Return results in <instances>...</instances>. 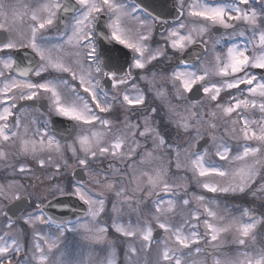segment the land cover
I'll return each mask as SVG.
<instances>
[{
  "label": "snow or ice",
  "instance_id": "obj_1",
  "mask_svg": "<svg viewBox=\"0 0 264 264\" xmlns=\"http://www.w3.org/2000/svg\"><path fill=\"white\" fill-rule=\"evenodd\" d=\"M255 3L178 0V19L163 29L161 45L154 41L155 25L168 22L149 12L143 0H40L18 7L0 0V31L6 33L0 39V164L23 176L31 157L62 176L74 159L93 173L86 182L69 179L48 193L57 203V197L80 201L75 219L50 215L52 200L30 185L15 178L0 183V264H264V246L257 244L258 231L264 233V203L259 210L240 207L239 215H222L217 202L170 178L174 162L207 193L264 197V0L259 11ZM69 12L71 24H61ZM21 24L28 28L26 42L19 38ZM240 25L244 29L237 31ZM212 28L229 35L209 45ZM101 39L111 44L103 58ZM225 39L233 43L222 44ZM19 48L31 50L28 66L15 55ZM150 98L164 103L151 106ZM41 99L50 113L79 129L72 144L62 145L47 119L21 134L25 104ZM160 111L165 115L157 123ZM257 111L260 119H253ZM129 115L143 118L130 123ZM220 125L227 138L212 135ZM180 130L195 132L197 142H211L217 159H209L207 148L193 150L192 139L178 145L173 133ZM164 153L174 161L153 167ZM230 160L242 166L220 163ZM213 178L230 182L225 186ZM25 202L30 211L9 214L12 205ZM68 233L87 242V258L68 259ZM110 233L115 240L108 239ZM225 236L236 249L231 255L218 251Z\"/></svg>",
  "mask_w": 264,
  "mask_h": 264
},
{
  "label": "rangeland",
  "instance_id": "obj_2",
  "mask_svg": "<svg viewBox=\"0 0 264 264\" xmlns=\"http://www.w3.org/2000/svg\"><path fill=\"white\" fill-rule=\"evenodd\" d=\"M7 2L15 7H18L20 5H29V4H36V3H39L40 0H7ZM191 2V0L189 1ZM21 11H23L22 8H20ZM188 23V22H187ZM19 27V38L20 39H24L25 42H26V38H27V32H28V28L26 25L24 24H21L18 26ZM132 27L134 28L135 26L132 25ZM241 31V30H240ZM229 35V30H225L224 29V33H223V36L224 37H228ZM206 39L208 40L209 44L211 45L212 42L214 41V38H213V35H211V29L209 30V34L208 36L206 37ZM205 59L207 60H210L211 57H205ZM28 115L25 114L24 117H27ZM251 117L253 119H260V116H259V113L258 111L256 113H253L251 114ZM27 118H23L21 123H22V129H21V134H23V128H27L28 124L25 125V120ZM49 121V119H48ZM50 122V121H49ZM201 132L205 134V136H207V129H206V126L205 127H202L201 128ZM195 135L196 133L195 132H192L191 133V136L187 135V134H184L182 130H180V133H179V142H177L178 145H180L181 147H184L186 145V142L190 139H192L193 143L195 144V148H196V140L194 139L195 138ZM212 135H215L217 137H224V138H227L226 137V133H225V130L223 128L222 125L218 126L217 129L212 133ZM73 141L67 145H70L72 144ZM141 143H143L141 141ZM195 148L193 150H195ZM208 151H209V159H212V160H215L217 159L216 157H214L212 154L214 153L215 151V147L214 145L210 142V144L208 145L207 147ZM70 154V153H69ZM29 161H26V164H27V167L30 169V168H34L36 167L38 164L35 162L34 159H32L31 157L28 158ZM184 159V156H183V152H181V160ZM170 160H173L174 161V158L173 157H170ZM72 163H69V164H72L71 165V168L72 170L76 167V163H75V160L72 159L71 160ZM11 163H15V161L13 160V162ZM225 168H228V169H234L236 167H240L242 165L239 164V162H232L231 160L227 163L225 162H220ZM158 164H164L163 160L160 159L158 160V163L155 161L153 162V167L157 166ZM165 166H168V163L167 164H164ZM19 167V165H17ZM137 167H142V165L140 164H137ZM172 167L175 169V165H174V162L172 163ZM70 168V170H71ZM71 170V171H72ZM71 171H70V174H71ZM88 172V171H87ZM184 173V172H183ZM8 174H10V177L11 179L12 178H16V174L12 172V169L10 168L8 170ZM31 173L28 172L26 174L23 175L22 179L18 180L19 182L21 183H24L26 185H30L31 186V190H33L35 192L36 195L38 196H48V193L50 190H52L57 184L56 183H51V177L47 176L45 177V187H41L39 184H38V181H39V176H35V178L30 179L32 178ZM88 174V178H89V175H91V173H87ZM93 174V173H92ZM178 175H176V173L173 172L172 174V177H171V180L173 179V181L176 182L175 180V177H177ZM53 178H54V175H53ZM28 179V181H26ZM216 182H219V183H222V184H225V186H227V183L230 182V180H219L218 178H213ZM7 182H9V180H7ZM176 183H179V184H183L185 185L188 189H194V190H200V191H204L202 189L199 188L198 185L195 184V181L192 180L191 176L190 175H187L184 173V175H179V180L176 182ZM58 185L62 186L61 183L59 182ZM63 187V186H62ZM96 190L98 192L101 191V188L98 186L96 188ZM191 191V193H195L196 195H204L202 193H200L199 191ZM228 194H233V193H214V196H206L207 199L209 200H212V201H215L219 204V212L220 214H225L226 212H230L234 215H239V212L237 211L238 208H240L241 206L240 205H237V206H234L232 205L233 207L231 206H228L226 205L227 202H225V199L223 197H225V195H228ZM221 196V197H220ZM48 199H52L51 196H48ZM220 199V200H219ZM225 202V203H224ZM242 207H245L247 208L246 206H242ZM31 210V209H30ZM28 210V211H30ZM127 208H125V213H127ZM108 217L106 216H103L101 217V219L103 220H107ZM177 219H179V217H177ZM0 223H2V221H0ZM45 231H55L54 227L52 229H45ZM109 240H115L116 238H112L111 234H109V237H108ZM221 243L223 245H225V247H222V248H219L218 251L220 253H222L223 255H231L233 252L236 251L235 247L234 246H231V237L230 236H225ZM257 244L259 246H264V237L262 238H259L258 235H257ZM118 246H119V242H118ZM64 247H65V250L67 252V256H68V259L69 260H73L77 257H84V258H87L88 256V252L90 251L89 248H88V245H87V242L82 240L80 236L78 235H75L73 233H68L66 234V238L64 240ZM207 247V246H205ZM227 249V250H226ZM95 251L99 252V249H96ZM203 258V257H201ZM122 259V257H121ZM210 259V257H209Z\"/></svg>",
  "mask_w": 264,
  "mask_h": 264
},
{
  "label": "flooded vegetation",
  "instance_id": "obj_3",
  "mask_svg": "<svg viewBox=\"0 0 264 264\" xmlns=\"http://www.w3.org/2000/svg\"><path fill=\"white\" fill-rule=\"evenodd\" d=\"M189 1L190 0H188V2ZM177 2H178V0H174L175 6L177 5ZM143 3L146 6H150L151 9L154 10V12H155V14L157 16L162 17L164 20H166L168 22V23L164 24L163 26H161L159 22H157L156 25H155V29H154V41H158L162 45L163 44V38L161 36V33L163 32V29L164 28H167V27H169L171 25H173L176 22V20L178 19V18H176V19L171 18V17H169L171 15H167L165 13L166 9H168V8L170 9L171 8V0H143ZM252 7H256L257 10L259 11V0H256V3L255 4H252ZM73 15H71V17H68L66 19H61L60 18V23L61 24H64V23L71 24ZM185 22L187 23L189 21H185ZM100 25H102V23H100ZM213 29L214 28L211 29V35H213L214 40L215 39H219L221 36H223L224 29H222L221 33H219V34H214L213 33ZM243 29H244V26L243 25H240V27L238 29H236V30L237 31H240V30H243ZM58 31H61L62 32L63 31V28H59ZM52 35H55V32L52 33ZM225 38H227V37H225ZM243 40H244L243 37L238 38V41L239 42H243ZM231 43H233V40H230V39H225L224 41H222V44H225L227 46H230ZM110 47H111V44L110 43L101 44L99 42V51L101 52L102 58L105 57V55L107 53V49L110 48ZM218 50H219V46H218ZM125 51H127L129 53V55H131L130 50H125ZM157 67H163V63L161 62L159 65H157ZM152 71H156V68H153ZM253 71H254L255 74L261 75V74H259L257 72V70H253ZM132 74H133V76H135L137 73L134 71ZM97 79H99L101 81V85L102 86L107 87V85L105 84V78L104 77L97 76ZM138 83H139L140 87L143 88V86H144L143 85V82L138 81ZM81 91H82V89H81ZM116 91H118V90H115L114 89V90L110 91L109 92V95L111 96ZM149 102H150L151 106H156L157 103H164V102H161V101H155V102H153L151 98H150ZM173 102H175V101H173ZM40 105H41V102H40V100H38V103L35 106H26L25 109L20 113L21 121H22L23 118H27L25 120V125L28 124L27 129L29 130V134H31V131L34 130L37 126H40V122L43 121V120H45V119H47V120L49 119V121H50L49 127H50V130L52 131L53 118L56 115L53 114V113H50L48 111V107H47L46 110H43ZM25 114H27L28 116L27 117H24ZM164 115H165L164 111H160V114L158 116H155L154 117L155 121L157 123H159L161 117H163ZM142 118H143L142 116L141 117H137L135 115H129L128 116V122H130V123H136L138 119H142ZM25 128H26V126H25ZM78 134H79V129H77V134L76 135H78ZM176 135L177 134L174 133L173 136L175 137ZM178 141H179V139L176 140V142H178ZM157 155H159V154H157ZM170 157L171 156L168 153H164V155H163V157L161 159L163 160L164 164H167L168 161L170 160ZM156 162L158 163V161H155V163ZM168 166H166V167H168ZM72 168H71V170H72ZM78 168L79 167L76 166L72 170L71 174H69L70 179L72 181H74V182H75L74 171L76 169H78ZM8 170H5V166L3 164H0V183H7V180H10L11 179L10 174H8ZM69 170L70 169H68V171ZM45 171H49L47 169V167L42 168L39 165H37L34 168H30V171L29 172L31 173L30 175L32 177L30 179H32V180H33V178L36 179L35 176H39V178H42V172H45ZM88 172L92 174V171L91 170H89ZM88 172L85 171V174L87 175V177H88V174H87ZM52 175H54V174H52ZM15 177H16L15 179L20 180V179H22L23 176H20V175H17L16 174ZM170 178H171V173H170ZM26 181H28V179ZM53 182L56 183V184H58L60 182L59 181V176H55L54 175ZM100 188H101V191H103L102 187H100ZM105 196L108 197V199H110V200L115 199L113 196H111L107 192H105Z\"/></svg>",
  "mask_w": 264,
  "mask_h": 264
},
{
  "label": "water",
  "instance_id": "obj_4",
  "mask_svg": "<svg viewBox=\"0 0 264 264\" xmlns=\"http://www.w3.org/2000/svg\"><path fill=\"white\" fill-rule=\"evenodd\" d=\"M143 5L144 7L147 8L149 12H151L153 15H156L154 10L151 9L150 6H146L144 3ZM165 13L167 15H171L169 16L171 18H174V19L178 18L177 8L175 6L174 0H171V8L166 9ZM72 14L73 13L71 12L62 14L61 19H66ZM101 23L102 25H100V28L103 29L105 25L103 22ZM221 31L222 29H220L219 31H217L215 28L213 29L214 34H219L221 33ZM5 35L6 33H4L3 31H0V39H3ZM100 43L104 44V43H109V42L101 39ZM201 50L202 49H197L196 51L197 53H199ZM15 55H17L21 59L22 66H28V61L31 59H34L30 49L29 50H25L24 48L18 49ZM257 72L262 74L260 70H257ZM40 102H41V105H40L41 108L43 110H46L48 107L47 102L45 100H41ZM36 104L37 102H34V103L27 102L25 105L35 106ZM53 132L57 134V138L59 140L63 142H68L75 137L77 133V128H74V122L69 121L65 118L55 117L53 119ZM69 134H74V135H72L69 138ZM61 137H64V139H61ZM176 138H178V136H176ZM207 144L208 143H205L204 140H201L200 142H198L197 150L203 149ZM74 177L76 180H79V181L87 180V176L85 175L84 169L82 168H78L74 171ZM57 199L61 201V203H57L55 200H52V207L48 209V213L50 215H55L58 218H60L61 214H63L62 218L64 219H75L76 216L81 214V202L78 201L75 197H58ZM28 203L29 202L12 205L11 206L12 210L9 214L12 215L14 218L16 216H20L23 213V211L27 208Z\"/></svg>",
  "mask_w": 264,
  "mask_h": 264
},
{
  "label": "trees",
  "instance_id": "obj_5",
  "mask_svg": "<svg viewBox=\"0 0 264 264\" xmlns=\"http://www.w3.org/2000/svg\"><path fill=\"white\" fill-rule=\"evenodd\" d=\"M172 171L174 173H176V175H178L177 177H175V180L177 182L179 180L180 171L176 170L174 168H172ZM181 174H182V172H181ZM69 179H70V177H69V171L68 170H67V173L65 175L59 176V181H60L62 186L67 184ZM172 181H173V179H172ZM43 187H45V184L43 185ZM188 190L190 191L191 189L189 188ZM200 193H202L206 196H210V197L214 196V194L207 193L205 191H202ZM223 198L225 199V202H227L226 205L231 206V207H233L232 205H234V206L240 205L241 207L246 206L247 208L250 207V208H255V209L259 210L261 207V204L264 203V197H262L260 194H257L255 198L251 194H249L247 197H245L241 194H228V195H225V197H223ZM21 227H22V225H21ZM257 235L259 238L264 237V234H261L259 232L257 233ZM111 236H112V238H115L113 235H111Z\"/></svg>",
  "mask_w": 264,
  "mask_h": 264
}]
</instances>
